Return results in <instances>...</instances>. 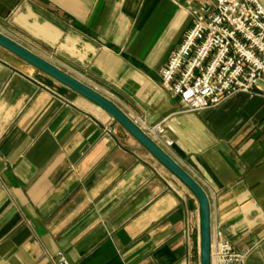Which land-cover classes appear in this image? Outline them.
Listing matches in <instances>:
<instances>
[{"label":"crops","instance_id":"1","mask_svg":"<svg viewBox=\"0 0 264 264\" xmlns=\"http://www.w3.org/2000/svg\"><path fill=\"white\" fill-rule=\"evenodd\" d=\"M205 0H0V32L111 98L264 264V82L185 111L161 71ZM167 141H172L171 145ZM200 264L194 192L99 105L0 45V264Z\"/></svg>","mask_w":264,"mask_h":264},{"label":"built area","instance_id":"2","mask_svg":"<svg viewBox=\"0 0 264 264\" xmlns=\"http://www.w3.org/2000/svg\"><path fill=\"white\" fill-rule=\"evenodd\" d=\"M191 14V26L161 71L165 88L180 97L185 111L253 93L264 82V0H205ZM142 129L154 140L166 131L163 122ZM57 264L71 263L59 253ZM211 264H246V254L217 231Z\"/></svg>","mask_w":264,"mask_h":264},{"label":"water","instance_id":"3","mask_svg":"<svg viewBox=\"0 0 264 264\" xmlns=\"http://www.w3.org/2000/svg\"><path fill=\"white\" fill-rule=\"evenodd\" d=\"M0 45L106 110L196 195L200 203V264H211V209L203 187L114 101L0 32Z\"/></svg>","mask_w":264,"mask_h":264},{"label":"rangeland","instance_id":"4","mask_svg":"<svg viewBox=\"0 0 264 264\" xmlns=\"http://www.w3.org/2000/svg\"><path fill=\"white\" fill-rule=\"evenodd\" d=\"M191 16H192V14H191ZM103 94V93H102ZM105 96H107V95H105ZM108 97V96H107ZM109 98V97H108ZM111 99V98H110ZM112 100V99H111ZM113 101V100H112ZM135 122H137V121H135ZM138 124V123H137ZM139 125V124H138ZM141 126V125H140ZM146 126H148V125H146ZM151 126H153V125H151ZM151 126H149V127H151ZM142 127V126H141ZM142 128H144V127H142ZM156 141V140H155ZM157 142V141H156Z\"/></svg>","mask_w":264,"mask_h":264}]
</instances>
